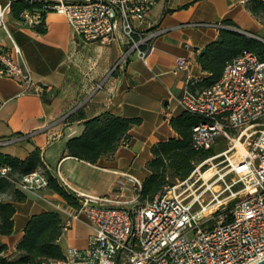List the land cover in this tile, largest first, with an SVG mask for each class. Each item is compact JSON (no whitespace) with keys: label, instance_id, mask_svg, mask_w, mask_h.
Returning <instances> with one entry per match:
<instances>
[{"label":"built area","instance_id":"1","mask_svg":"<svg viewBox=\"0 0 264 264\" xmlns=\"http://www.w3.org/2000/svg\"><path fill=\"white\" fill-rule=\"evenodd\" d=\"M12 1L0 4V29L7 30L6 15ZM25 1L39 4L21 13L27 25L38 23L43 13L55 12L65 18L82 43H105L116 36L124 39L125 49L109 74L123 68L132 54L146 63L154 40L168 30L141 31L133 24L149 16L155 0ZM187 26L228 28L221 22L177 27ZM189 64L190 59L179 57L175 69L185 71ZM0 76L23 86V93L49 92V87L33 80L14 41L10 50L0 48ZM103 82L97 83L93 92L100 90ZM179 103L183 110L204 118L192 128L196 151L213 149L219 139L226 147L196 163L186 179L165 186L143 206H127L138 200L141 188L133 176L122 173L125 181L117 182L110 194L88 196L71 189L57 168V181L80 203L62 219L63 231L83 215L92 233L85 249L70 248L62 258L42 264H255L264 260V58L244 52L225 66L212 86L196 92L186 88ZM32 135L2 138L0 148ZM206 169L213 173L204 180L201 172ZM8 172L9 168L3 167L0 176L22 193H38L47 187L40 170L19 180L8 178ZM131 189L133 198L121 200L124 191ZM229 202L234 204L227 214Z\"/></svg>","mask_w":264,"mask_h":264},{"label":"crops","instance_id":"2","mask_svg":"<svg viewBox=\"0 0 264 264\" xmlns=\"http://www.w3.org/2000/svg\"><path fill=\"white\" fill-rule=\"evenodd\" d=\"M8 1L0 0V4ZM247 1L155 0L149 16L133 24L141 31L157 27L168 30L154 40L146 63L132 54L123 68L110 74L125 49L121 37L105 43H82L65 18L55 12L45 15L44 34L7 14V30L0 29V48L8 51L14 41L33 80L49 87V92L23 93V86L0 76V139L33 133L21 143L0 148V152L24 159L31 150L38 149L44 171L55 175L58 168L71 189L88 196L110 194L117 182L125 181L122 173L142 183L149 175L145 165L152 157L151 146L177 137L169 119L184 111L179 99L187 84L207 75L196 63V55L218 36V29L211 27L177 26L228 19L239 32L262 39L264 25L247 10ZM179 57L190 59L187 70L175 69ZM101 81L102 88L93 92ZM76 111L85 119L109 112L140 118L141 122L129 130L126 145L111 157L90 164L65 153L66 141L83 130V120L66 119ZM24 195V202L14 203L12 233L0 235V246L7 247L6 257L16 255L15 246L32 215L52 211L64 219L72 211L59 195L46 189ZM0 199L9 202L10 196L4 194ZM91 233L87 219L81 215L62 232L59 244L63 253L70 248L85 249Z\"/></svg>","mask_w":264,"mask_h":264},{"label":"trees","instance_id":"3","mask_svg":"<svg viewBox=\"0 0 264 264\" xmlns=\"http://www.w3.org/2000/svg\"><path fill=\"white\" fill-rule=\"evenodd\" d=\"M246 6L251 15L264 25V0H248ZM38 7V3L29 5L25 0H15L10 3L9 13L13 19L22 22L21 13L24 10ZM45 15L41 14L38 23L32 25L39 34L46 32ZM221 23L228 28L218 29L217 38L205 45L195 57L201 71L207 75L187 84L191 92L212 86L221 77L225 66L244 52L264 58V42L239 32L231 20L226 19ZM66 119L69 122L83 120L82 132L65 143L66 155L90 164H95L100 158L111 157L119 147L127 144L129 130L141 122L140 118L120 117L109 112L85 119L82 113L76 111ZM203 121L202 116L186 110L169 119V125L177 137L151 146L152 157L145 165L149 175L138 190L141 201H152L165 186L183 181L196 163L215 154L213 149L196 151L192 147V128ZM3 167L9 168L7 176L12 180H19L37 170L44 171L45 168L38 149L31 150L24 159L0 152V169ZM43 174L47 179V191L59 195L71 207L80 206L75 195L60 185L54 175L47 171ZM4 194L10 196V201L0 199V235L8 236L13 231L14 203L24 202L26 196L9 179L0 176V196ZM230 211L227 208L225 212L230 214ZM62 232L63 220L58 213L46 211L32 215L15 246V256L6 257L4 253L7 247L0 246V264H42L49 259L62 258L64 253L59 244Z\"/></svg>","mask_w":264,"mask_h":264},{"label":"rangeland","instance_id":"4","mask_svg":"<svg viewBox=\"0 0 264 264\" xmlns=\"http://www.w3.org/2000/svg\"><path fill=\"white\" fill-rule=\"evenodd\" d=\"M3 3V2H2ZM262 39H264V37H262ZM226 147V143L222 140L219 139L217 144L213 147V150L215 153H218L220 150L224 149ZM213 170L212 169H206L204 172H201V177L204 180H207L208 178H210L212 176ZM135 195V193L132 192L131 190H126L124 191V195L121 198V200L123 201H129L133 198V196ZM205 200L207 201L208 199V195H205ZM147 201H141L139 198L136 202L128 204V207H134V206H143L144 204H146ZM234 204V202H229L227 205V208H229V211L232 209V205Z\"/></svg>","mask_w":264,"mask_h":264},{"label":"water","instance_id":"5","mask_svg":"<svg viewBox=\"0 0 264 264\" xmlns=\"http://www.w3.org/2000/svg\"><path fill=\"white\" fill-rule=\"evenodd\" d=\"M261 41H262V40H261ZM262 42H264V41H262ZM255 264H264V260H261V261L255 263Z\"/></svg>","mask_w":264,"mask_h":264}]
</instances>
